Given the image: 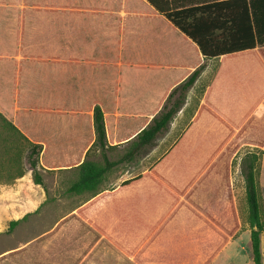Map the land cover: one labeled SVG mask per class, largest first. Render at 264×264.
Returning <instances> with one entry per match:
<instances>
[{"label": "crops", "instance_id": "crops-1", "mask_svg": "<svg viewBox=\"0 0 264 264\" xmlns=\"http://www.w3.org/2000/svg\"><path fill=\"white\" fill-rule=\"evenodd\" d=\"M173 1L189 8L221 0ZM0 2V111L32 142L42 144L41 170L56 176L66 173L76 181L78 167L85 160L104 164L107 156L115 162L97 190L71 193L76 203L64 220L68 224L55 230L53 240L67 248L66 264H238L245 252L253 259L242 160L247 153L264 151V46L227 60L225 79L205 107L222 58L204 57L198 45L147 0H119L116 38H125L128 28L131 37L146 35V62L129 66L137 70L133 76L139 73L146 79L130 82L120 75L119 82L111 87L116 97L109 108V82L102 74L91 85L101 91V96L87 111L64 106L33 108L21 93L27 77L24 70L31 62L49 58L33 52L37 35L32 34L35 39L31 42L26 32L27 17H22L18 34L10 30L8 9L12 3ZM22 7H27L25 2ZM208 16H217L216 11L212 9ZM130 19L135 25L126 28ZM71 35L64 39L68 41ZM10 41L18 47L8 48ZM63 46L67 54L59 52L57 59L51 60L53 67L67 69L66 55L71 57L69 61H75L68 64H87L76 60L79 48L71 42ZM17 53V90L13 97L5 81L8 65ZM201 65L205 68L187 91L169 127L153 143L137 142L161 113L171 92ZM102 66L100 61L95 71L98 67L105 71ZM91 88L72 85L67 97L81 99ZM19 92L25 106L20 104ZM9 101L11 111L2 105ZM96 105L105 115V150L95 146ZM22 109L27 116L35 113L37 128L33 135L17 122L16 114ZM58 114L75 115L79 124L69 123ZM63 122L62 129L58 126ZM262 165L264 182V155ZM83 208L102 232L77 215ZM261 246L264 264V233ZM61 259L58 264H65Z\"/></svg>", "mask_w": 264, "mask_h": 264}, {"label": "rangeland", "instance_id": "rangeland-1", "mask_svg": "<svg viewBox=\"0 0 264 264\" xmlns=\"http://www.w3.org/2000/svg\"><path fill=\"white\" fill-rule=\"evenodd\" d=\"M8 1L12 3L10 4L12 8L8 9L11 13L8 17L10 18V30L18 34L21 30L22 17H27L26 32L31 35L29 36L30 41L33 42L35 39L32 38L34 37L32 34L37 35L36 50L33 52L43 58H49L41 62H31L30 66L24 70L27 77L23 79L21 93L25 95L27 104L32 105L33 108L41 105L64 106L87 111L91 108L92 101L101 96V91H96L94 87L91 88V85H95L96 81L101 78L99 77L101 74L109 82L107 85L110 93L106 96L109 108L116 97L115 94H111V87L119 82L120 75H123V80L130 82L135 78L146 79L139 73L133 76L137 70L129 67L146 62V35L140 38H137L138 35L131 37V30L128 27L135 25V22L130 19L126 25L128 29L125 30L127 31L125 38H116L119 0ZM24 2L27 5L26 8L22 7ZM0 5L3 3L0 2ZM121 26L119 24V33ZM67 34H72L68 41L64 39ZM70 42L79 48L76 50V60H85L87 64H80L77 61L68 64V62L75 61H69L71 57L66 55L64 61L67 69L61 66L53 67L51 60L57 59L56 55H60L59 52L67 54L63 43L69 45ZM10 43L8 48L18 47L16 43L12 41ZM89 43L92 45H88ZM137 50L143 51L142 55H137L135 52ZM15 58L12 64L8 65L5 81L8 84L7 90L13 97L17 90L14 67L18 65L19 53ZM88 60L92 64H89ZM100 61L106 70L100 71L98 67V72H96L95 69ZM120 67L123 68V72L119 74ZM72 85L76 87L84 85L91 89H86L83 98L71 99L72 96L67 97V92ZM21 93L19 94L20 104L25 106L21 102L23 99ZM31 101H33L32 104H30ZM2 105L11 111L10 101L3 102ZM194 106L195 103L192 107ZM20 111L16 114L17 122H20V126L33 135L32 132H35L37 128L35 113L27 116L26 112H22L24 115L21 117ZM31 111L34 112L32 109ZM58 116H63L69 123L79 124V118L75 115L58 114ZM63 126L64 122L58 127L63 129ZM30 147L31 144L27 139L7 128L0 118V264H31L32 262L58 264L62 257L66 264L67 248L57 245L53 240L57 233L55 230L59 226L62 228L68 224V221L64 222V220L69 218L68 212L76 203L74 195L68 192L69 186L75 180L66 173L57 176L53 172L46 173L41 170L39 163L38 173L45 185L37 183L35 172L28 160ZM263 155H261L259 176L262 194H264V182L261 178ZM48 156L51 160L50 154ZM64 158H67L66 155ZM14 221L19 222L13 226ZM250 251L252 256V250ZM238 264H254V262L245 252V256H242Z\"/></svg>", "mask_w": 264, "mask_h": 264}, {"label": "trees", "instance_id": "trees-1", "mask_svg": "<svg viewBox=\"0 0 264 264\" xmlns=\"http://www.w3.org/2000/svg\"><path fill=\"white\" fill-rule=\"evenodd\" d=\"M147 1L191 38L198 45L204 57L222 58L218 73L205 101V107L209 104L212 93L225 79L227 60L235 54L253 52L257 47L264 46V0H221L211 5L189 8H185L184 5L173 0ZM212 9L216 11L217 16L209 18L208 14ZM204 68L205 65H201L186 81L171 92L161 113L142 131L137 142L141 144L153 143L158 135L169 127L174 115L184 103L187 91L195 84ZM0 118L7 128L30 142L28 160L35 172V181L45 185L43 178L38 173L40 156L43 151L42 144L32 142L1 111ZM93 119L96 131L95 146L105 150L108 146V139L105 115L100 105L95 106ZM262 154H264L263 150L250 152L242 160L248 205L246 219L251 226L254 264H263L261 235L264 233V202L259 184ZM104 157V164L91 160H85L80 164L78 167L79 178L69 186L68 192L82 193L97 190L106 173L115 166L114 161H110L107 156ZM77 215L102 232L100 227L86 215L84 208L79 209ZM18 222L14 221L12 225L14 226Z\"/></svg>", "mask_w": 264, "mask_h": 264}]
</instances>
